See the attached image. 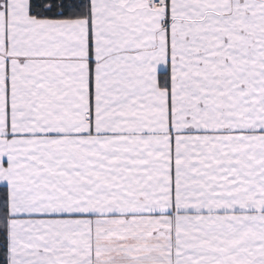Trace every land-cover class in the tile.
<instances>
[{"label": "snow or ice", "instance_id": "6c2138e0", "mask_svg": "<svg viewBox=\"0 0 264 264\" xmlns=\"http://www.w3.org/2000/svg\"><path fill=\"white\" fill-rule=\"evenodd\" d=\"M0 264H264V0H0Z\"/></svg>", "mask_w": 264, "mask_h": 264}]
</instances>
